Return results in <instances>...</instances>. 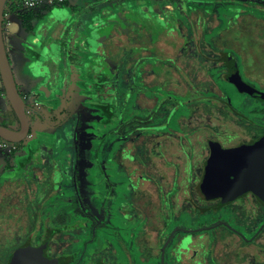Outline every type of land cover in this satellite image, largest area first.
<instances>
[{
	"label": "rangeland",
	"instance_id": "obj_1",
	"mask_svg": "<svg viewBox=\"0 0 264 264\" xmlns=\"http://www.w3.org/2000/svg\"><path fill=\"white\" fill-rule=\"evenodd\" d=\"M11 1L20 0H7L5 6ZM166 1L167 21L149 22L141 9L124 10L128 4L136 7L138 0H73L79 13L73 26L66 32L53 29L65 45V59L56 64L45 50L36 63L41 74L60 78L57 86L31 75L29 63L37 57L31 52L39 49L27 48L37 25L30 16L72 7L56 3L10 13L5 43L20 91L29 95L26 103H41L29 115L41 144L31 148L26 137L16 142L13 154L0 151V264H7L24 243L39 246L48 227L58 228L61 221L66 228L52 236L48 254L75 255L78 264H120L125 258L120 239L128 241L143 223L134 216L136 201L166 203L177 195L180 176L173 171L179 160L186 174L188 162L175 153L183 148L193 153L197 167L209 152L210 139L232 146L264 132V100L222 78L219 57L233 54L242 77L264 92V0ZM94 20L104 23L102 29H95ZM89 29H95L92 51L98 49L92 56L76 41ZM102 78L113 92L111 134L99 133L87 119L94 112L89 103L100 97L83 86ZM42 82L52 96L38 89ZM49 103L61 113L52 116ZM56 119L68 121L51 129ZM14 120L0 91V123L16 128ZM88 211L101 220L105 215L107 223L92 226ZM85 225L92 231L87 236L80 233Z\"/></svg>",
	"mask_w": 264,
	"mask_h": 264
},
{
	"label": "flooded vegetation",
	"instance_id": "obj_2",
	"mask_svg": "<svg viewBox=\"0 0 264 264\" xmlns=\"http://www.w3.org/2000/svg\"><path fill=\"white\" fill-rule=\"evenodd\" d=\"M143 1L138 0V5L136 7H133L132 4H128L124 10L127 11V9L130 8L133 13H137V11L139 12L143 7L148 6L149 10H142L146 15L147 21L153 22V18L167 21L165 16L166 10L169 8V3L166 0ZM64 3L70 5L72 10H69L67 6H56V10L53 13H47L45 15L39 12L31 14L30 16L36 19L37 25L34 31L35 36L31 37L32 43H28L27 48L33 50L35 46H38L37 49H39V52H31L30 49L28 50L31 52L32 57H36L37 55L36 59L29 63L31 75L34 78L42 76L44 81L49 80L50 84H55L53 86L60 85V78H58L57 75H52V77H50L45 75L44 72L41 74L40 66L36 65V63L39 55L45 50L49 51L48 57L50 61L56 64L65 59L63 55L65 45L61 44L59 39L61 37H56L57 30L53 31V29L62 28L63 31L60 32L68 31L77 20L79 13L75 10L73 0ZM92 23L95 25V29L98 27L102 29L104 26V23L99 24L97 20H94ZM49 27L50 29L48 30ZM95 29H89V32H86L84 37L76 38V41L80 43L83 50L87 53H91L89 56L98 52V49L96 52L92 51V49L95 48L93 42H96L94 39ZM52 31L53 34L51 35ZM37 35L45 37V40L38 39L36 37ZM51 36L54 38L53 40L48 39ZM54 44L58 47V55L54 52ZM107 45H109V42ZM11 46L13 45L11 44ZM7 54L19 94L25 102V110L29 120V115L34 114L37 108H40L41 103L37 99H31L32 102L30 104L26 103V98H28L29 95H23L21 93L8 50ZM223 55V53H220L219 57L223 64L221 67V76L225 78L229 72V67L226 65L228 70L226 71L224 69L227 62H225L226 58H222ZM41 65L46 66V64ZM92 66L94 69L98 68L95 65ZM36 68L38 72L35 70ZM96 71L97 70H95L94 75L99 76ZM106 81L107 79L104 78L99 81L87 80L83 88L100 97L98 102L89 103L88 106L94 109V112L93 114H89L88 116H90V118L87 116V119H91L89 121L95 124L99 133L107 130V132L111 134L113 130V104L111 102L113 92H111L112 87L105 85ZM42 83L44 84H41L38 89L44 92L46 96H52L53 92L45 85L46 82ZM51 101L53 103V100ZM31 104H37V107L34 112L28 113L27 108L30 107ZM47 107L52 116L61 113L54 104L49 103ZM71 118L72 117H69V119ZM62 121L59 122L57 119L53 120L51 129H56L57 127L61 128L68 120ZM11 123L18 127L15 128L5 123L1 124L15 130L20 128V122L19 120L17 121L16 118ZM262 135H264V132L257 136H248L232 146H224L210 139L208 144L209 152L205 157L199 160V165L197 164V167H195V155L193 153L187 152L184 148L183 151L185 152H181V154L175 153L177 156L175 158L181 160L185 157L188 162L187 170L185 171L186 174H184L183 170H181L182 164L179 160H176L178 169L173 171V175L177 173L178 176H180L177 195L173 197L172 201L166 203L152 200V202L142 205L143 203L136 201L138 205H135V208H137L138 211L134 216L143 220V223L137 230L133 229L135 235L133 236L131 233L132 237L128 241L120 239L118 249L124 253L125 257L120 264H264V201H262L254 191H248L228 202H223L222 198L207 196L203 188L206 163L213 155L212 142H217L223 149H233L240 145L255 141ZM40 136L41 134L32 133L31 129H29L27 137L31 138V148L39 147L38 144H41L39 142ZM195 172L197 173L196 176ZM182 183L186 194H182L181 192ZM91 213L92 211H88L86 216L87 219L92 220V226L97 224L98 227L99 225L107 223L105 215H102L104 218L101 220ZM128 216L126 219L131 220L132 217L129 216L128 218ZM95 228L96 226L92 230H95ZM54 231L55 230L52 231L50 240L55 233ZM47 249L46 254L51 256L48 254ZM51 257L58 259V264H78L79 260L65 263V259L62 256L54 255Z\"/></svg>",
	"mask_w": 264,
	"mask_h": 264
},
{
	"label": "water",
	"instance_id": "obj_3",
	"mask_svg": "<svg viewBox=\"0 0 264 264\" xmlns=\"http://www.w3.org/2000/svg\"><path fill=\"white\" fill-rule=\"evenodd\" d=\"M6 2L7 0H0V77L11 109L20 122V128L15 130L0 123V137L11 142H20L27 137L30 125L5 45L3 21ZM142 10L147 11L149 7L145 6ZM227 64L230 79L240 91L264 100V92L242 77L238 63L232 55L227 56ZM212 147L213 155L207 161L204 172L205 194L228 202L248 191H254L264 201V135L233 149H223L217 142H212ZM50 237L51 235L40 246L20 247L12 254L8 264H58V259L46 254Z\"/></svg>",
	"mask_w": 264,
	"mask_h": 264
},
{
	"label": "built area",
	"instance_id": "obj_4",
	"mask_svg": "<svg viewBox=\"0 0 264 264\" xmlns=\"http://www.w3.org/2000/svg\"><path fill=\"white\" fill-rule=\"evenodd\" d=\"M71 0H20L16 5L18 6L19 10H22V8H35L41 5H55L56 3H64ZM13 1H11L6 9L4 10V21L3 26L6 27L11 24V21L9 20L10 13L14 12L13 9ZM37 104H31L30 107L27 108V112L31 113L36 110ZM17 149L16 142L8 141L4 138L0 137V151H8L14 152Z\"/></svg>",
	"mask_w": 264,
	"mask_h": 264
},
{
	"label": "trees",
	"instance_id": "obj_5",
	"mask_svg": "<svg viewBox=\"0 0 264 264\" xmlns=\"http://www.w3.org/2000/svg\"><path fill=\"white\" fill-rule=\"evenodd\" d=\"M12 6H13V9L14 10H16V11H18V7H17V5H16V2L14 3V1H13V4H12ZM26 16V15H25ZM223 56H222V58H226L225 60H226V62H227V56H230V55H232L233 56V54H227V53H224L223 52ZM235 59V58H234ZM236 60V59H235ZM226 65H228V64H226ZM229 67V66H228ZM225 79H228L231 83H233L232 81H231V79H230V72H228L227 73V76L225 77ZM2 93H5V89H4V86H3V84H2V80H1V90H0ZM260 100H262V99H260ZM12 112H13V114H14V116H15V118H16V120L18 121V118H17V116H16V114L14 113V111L12 110ZM11 154H13L14 152H10ZM65 211V210H64ZM65 214V213H64ZM71 216V215H70ZM65 218H66V215H65ZM59 224V225H58ZM57 226H58V228L57 227H48V229H47V232H46V238L39 244V246L40 245H42L46 240H47V238L51 235V233H52V231L53 230H55L54 232V235L55 234H57V233H59V232H61L63 229H65L66 228V226H62V221H61V223H58L57 222ZM75 226H77V224H75V223H73L72 224V226L71 227H75ZM90 230H91V228L88 226V225H85V226H83V228L82 229H80V233L82 234V235H85V236H87V235H89L90 234ZM53 235V236H54ZM32 246V244L30 243V241L28 242V243H24L23 245H21V246H18L13 252H12V254L14 253V252H16L20 247H23V246ZM34 247V246H33ZM37 247V246H36ZM64 257V259H65V263H69V262H71V261H73V262H75V261H77L78 260V257L77 256H75V255H65V256H63ZM9 260H10V256H9ZM8 263H9V261H8ZM7 263V264H8ZM97 264H102V263H100V262H98Z\"/></svg>",
	"mask_w": 264,
	"mask_h": 264
},
{
	"label": "crops",
	"instance_id": "obj_6",
	"mask_svg": "<svg viewBox=\"0 0 264 264\" xmlns=\"http://www.w3.org/2000/svg\"><path fill=\"white\" fill-rule=\"evenodd\" d=\"M14 3H15V2H14ZM17 7H18V6H17ZM14 12H18V13H20L19 10H18V11L14 10Z\"/></svg>",
	"mask_w": 264,
	"mask_h": 264
}]
</instances>
